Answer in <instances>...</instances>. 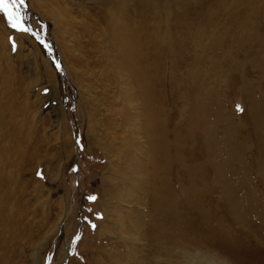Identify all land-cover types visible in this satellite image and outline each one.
<instances>
[{
	"label": "rangeland",
	"instance_id": "rangeland-1",
	"mask_svg": "<svg viewBox=\"0 0 264 264\" xmlns=\"http://www.w3.org/2000/svg\"><path fill=\"white\" fill-rule=\"evenodd\" d=\"M56 1L9 6L17 28L0 12V264H264V0L136 10L169 31L155 145L140 86L115 67L105 32L86 27L97 4ZM147 131L174 192L189 184L162 215Z\"/></svg>",
	"mask_w": 264,
	"mask_h": 264
},
{
	"label": "bare ground",
	"instance_id": "bare-ground-1",
	"mask_svg": "<svg viewBox=\"0 0 264 264\" xmlns=\"http://www.w3.org/2000/svg\"><path fill=\"white\" fill-rule=\"evenodd\" d=\"M75 1L81 2L84 0H68V2L71 4H75L76 3ZM56 2H57L56 0H48V3L50 5L49 7H51V8L54 7L53 5L56 4ZM157 2H158V0H94V1L92 0V2H91V3H93V4H91L92 9L96 10V8H94V5L97 4L96 7H97V10H99L101 12V16L98 15V16H100V18H99V20H96L95 22H93L94 20L92 21V16H91L89 19V23L86 24V27H89L91 29L95 28V30H97V31L99 30L100 32H103V31L105 32L106 37L109 40L110 47H112L116 53L114 55V60L115 59L117 60L115 67L117 68L119 66H124L126 72L132 73V75L134 77V78L130 77L131 83L135 84V82L137 81L138 85L140 86L139 88L136 87V95L139 98V100L142 99L141 100L142 105L140 106V109L144 113L143 114L140 113L141 114L140 116H145V120H143L141 128H143L144 126H146V128H147V125H149L150 134H151V138H152L151 141H153V145L157 144V133H156L157 117L154 115V112L152 111L151 104L153 103V105H154L155 100H156V94H155L154 89L156 87L155 84H157L158 76L156 77V72H157L156 69H157L158 64H159V59H160L162 53H164L166 55V54H168L167 52H169L171 50V47L168 46L169 45V43H168L169 31H165V32H167L166 34L160 33L162 27H161V23L158 21L157 17L153 20V22L151 21V25L150 24L148 25L147 23H150V22H145V20H143V18H141L140 16L138 17V15H136V10L139 7H143L147 3H150L149 5L152 8H154V10H156V12H157V9H159V5L157 4ZM55 9L56 8L54 7L53 10H55ZM60 9H61V7L59 6V10ZM163 9H164V6H161V9L159 10V12H162ZM45 13L46 14H43V15H46L48 17H52L53 19L50 18V20L55 21L56 14L54 15V13L49 12L48 7H47V11ZM103 14H105V15H103ZM156 20H157V22H156ZM67 21H69V20H66L63 22H67ZM58 23H60V22L58 21ZM247 28H248V26H247ZM248 29H250V32L254 31L252 29V25ZM222 36H224V35H222ZM261 40H264L263 36H262ZM260 42H262V41H260ZM96 48L98 49V45ZM163 49H165V52L163 51ZM129 76H131V75H129ZM121 79H122V77H121ZM117 85H118V82H117ZM57 104L59 105V108H61L60 103L57 102ZM48 107H50V106L48 105ZM189 119H191V121H192L191 115H190ZM147 134H148V138H149V132L148 131H147ZM159 138H160L159 139L160 143L164 142V140H162V138L160 136H159ZM149 142H150V138H149ZM143 143H144V141H143ZM150 145H151V142H150ZM150 145L145 146L147 153L145 152L144 156H147V158L149 160V164H148L146 171L148 172V177L152 182L151 188H153V195H154L153 201H154L155 210L157 211V213L162 215V213H165L167 209H172V206H173L172 199L178 194L180 196L182 194L184 195V193L189 189V184L186 182L187 185H185L184 187L181 186L182 189H180V193L174 192L175 187H172L171 183L164 176L165 172L167 171L168 167L170 166L171 159L168 157H165L164 155H161V153L158 149L152 147V145L150 147ZM167 154H169L172 157L170 152ZM147 158H145V161H147ZM144 178H145V176L143 177V179ZM192 180H194V178ZM142 184L144 187L146 185L148 186V183L146 184V183H144V181H142ZM191 184H193V183L191 182ZM193 187H194V184H193ZM148 193H149V190H148ZM183 197H185V196H183ZM192 197L194 198V195ZM188 198H190V197H188ZM191 201H192V199H191ZM192 206H193V204H192ZM172 210H170V211H172ZM167 211H169V210H167ZM155 214H156V212H155ZM18 217H19V214L16 218H18ZM164 217H166V216L164 215ZM9 219H11V217ZM19 219H20V217H19ZM168 221H169V219H168ZM158 228L160 229V227H158ZM166 233H167V231H166ZM11 235H12V233H11ZM153 236H154V234H153ZM165 237H167V236H165ZM13 238H14V236H13ZM158 238H157V240H159ZM151 239H153V237ZM155 240H156V236H155ZM176 243H177V240H176ZM175 245L177 246V244H175ZM152 248H154V247H152ZM170 249H171V247H170ZM170 249H168V252L170 251ZM162 250H164V249H162ZM171 250H173V252H174V248H172ZM156 253L158 254L159 252H156ZM176 254H177L176 256H179V258L184 259V258H188V256H190L191 251L185 250V249H178V250H176Z\"/></svg>",
	"mask_w": 264,
	"mask_h": 264
},
{
	"label": "snow or ice",
	"instance_id": "snow-or-ice-1",
	"mask_svg": "<svg viewBox=\"0 0 264 264\" xmlns=\"http://www.w3.org/2000/svg\"><path fill=\"white\" fill-rule=\"evenodd\" d=\"M17 3L22 4L23 0H0V12L5 14L6 18L9 20V23L13 28L18 27V20L16 16L9 13V6Z\"/></svg>",
	"mask_w": 264,
	"mask_h": 264
}]
</instances>
